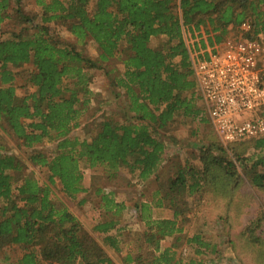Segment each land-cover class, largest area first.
<instances>
[{
	"label": "trees",
	"instance_id": "trees-1",
	"mask_svg": "<svg viewBox=\"0 0 264 264\" xmlns=\"http://www.w3.org/2000/svg\"><path fill=\"white\" fill-rule=\"evenodd\" d=\"M33 1L38 11L28 15L19 8L21 0H0V22L24 26L0 39V129L23 151L30 169L45 173V180L28 173L0 144V264H115L104 245L120 253L117 237L130 232L115 219L124 206L114 193L92 187L97 210L107 220H98L89 231L56 200L54 188L59 182L61 193L74 200L89 194L84 170L102 169L113 181L124 168L139 182L157 179L158 186L151 203L135 208L146 230L132 233L129 240L124 235L128 248L120 256L122 264H205V257L219 259L214 244L184 234L189 200H220L229 215L236 206L233 201L247 196L241 192L245 183L240 170L254 189L264 192V138L229 147L238 170L200 106L190 53L245 22L252 25L253 37L264 33V0ZM12 7L10 14H2ZM56 24L67 29L74 45L64 47L53 36ZM87 42L97 48L94 60L77 50ZM27 66L20 88L33 91L19 96L20 74L12 69ZM91 70L101 71L120 92L115 94L123 102L118 122L103 116L82 124L92 109ZM195 122L206 128L204 144L197 147L200 165L173 158V173L159 180L169 143L179 146L174 131ZM80 128L87 137L72 139ZM248 201L251 208L250 196ZM89 202L82 199L80 205ZM152 208L168 210L171 218L152 219ZM244 208L236 216L247 215ZM229 219L220 218L226 226ZM263 227L264 213L259 212L240 233L242 248L254 264H264ZM94 234L103 236L104 245ZM166 239L172 243L162 249ZM182 244L193 249L195 258L177 255Z\"/></svg>",
	"mask_w": 264,
	"mask_h": 264
},
{
	"label": "rangeland",
	"instance_id": "rangeland-1",
	"mask_svg": "<svg viewBox=\"0 0 264 264\" xmlns=\"http://www.w3.org/2000/svg\"><path fill=\"white\" fill-rule=\"evenodd\" d=\"M19 8L28 15H33L36 10L34 7L33 0H21ZM24 27V26H23ZM14 21H8L3 31L0 32V39L9 38V33H17L21 28ZM29 27V26H25ZM8 35H4V34ZM51 33L56 37L62 46H71L75 44V39L70 35L67 29L63 25H54L52 27ZM2 37V38H1ZM158 42L153 41L152 45L157 46ZM77 50L81 51L82 54L89 59H96L98 56L97 48L91 43L87 42L84 45H79ZM117 70H121V65L117 62ZM14 72H18L20 77L17 78V86L19 87L17 93L19 96H23L26 92L30 93L33 90L30 88L21 89L23 85V74L30 70V66L24 67L22 69H12ZM91 77L90 90L94 94L92 98V109H89L82 117V124L85 125L91 120L100 117H112L114 121L118 122L121 119L122 111V100L121 98L116 99L115 94H120L117 89L111 87L110 81L105 78L104 74L98 70H91L88 72ZM201 106V103H200ZM197 132L196 135H192L193 132ZM174 136H176L179 146L175 147L169 143L167 150V157L165 164L158 170L159 180L165 181L166 178L173 173L172 163H174L173 158L178 159L177 161L183 160V158L189 159L192 164L200 165L198 162L199 153L197 152V147H201L202 138L206 134V128L199 125L198 122L188 125H179L174 131ZM72 139H77L83 141L87 136L83 129H77L70 135ZM217 138V136H216ZM218 140V138H217ZM219 143V141H218ZM0 144L4 145L6 151L10 154H14L18 157L28 173L34 172L36 178H41L45 180V173H40V171L35 169H30L26 162V157L23 151H21L15 141L7 136L5 132L0 129ZM221 146V144H219ZM222 147V146H221ZM223 148V147H222ZM226 154L230 157L231 161L236 165L238 170L240 167L233 159L232 154L229 149L225 150ZM170 158V159H169ZM169 159V160H168ZM181 162V161H180ZM171 163V164H170ZM244 178V187H242L241 192L247 194L245 200L238 199L233 201L232 205H235V209H229V215L225 214L226 203L219 201H194L189 200V205L191 212L188 216V222L184 226V234L191 238L194 235H199L203 240L214 244L216 246V251L219 254V259H215L210 262L204 258L205 264H254L252 255L249 254L247 248H242L244 243L241 240V231L248 225L249 221L255 218L259 212L264 213V192H260L254 189L247 177L240 170ZM83 186L89 191L88 195L76 196L74 200H69L60 191V183L55 184V195L58 202L64 204L67 209L77 216V218L83 223L82 225L89 231L99 220L104 222L107 220L106 215L97 210L98 200L91 194L92 187L94 189L101 188L103 190L116 191V197L120 205L124 206V210L121 211L115 219L119 222V228H125V231H121L117 239L119 240L118 248L120 253H117L112 248L105 245L108 254L112 258L115 264H122L120 256L127 253V245L122 241L124 235L126 234V239L129 240L132 233L144 232L146 227L143 222L139 219V213L135 210L141 203H150L154 192L157 189L158 181L155 178H150L145 182H139L135 175H131L128 169H120L118 177L113 181H109L106 177V173L102 169H97L95 171H83ZM93 189V190H94ZM244 197V194L241 195ZM249 196L252 198L253 205L246 207L249 202ZM85 199L90 201L84 205H80V200ZM196 200V199H195ZM97 204V205H96ZM245 205L244 213H248L244 216H236L237 209H240ZM249 205V203H248ZM242 210V209H241ZM152 219H167L171 218V214L168 210H158L157 208H152L150 213ZM222 216H227L229 219V224L226 226L222 224L220 218ZM128 230V231H127ZM264 235V227L260 231ZM113 235H117L113 233ZM98 241L103 243V236L97 235ZM172 240L166 239L162 244L161 248H167L171 245ZM240 246V247H239ZM234 248H236L234 250ZM177 255L188 260L195 258L194 251L190 246L182 244L177 251ZM203 260V257H200ZM213 260L214 257H209Z\"/></svg>",
	"mask_w": 264,
	"mask_h": 264
},
{
	"label": "built area",
	"instance_id": "built-area-1",
	"mask_svg": "<svg viewBox=\"0 0 264 264\" xmlns=\"http://www.w3.org/2000/svg\"><path fill=\"white\" fill-rule=\"evenodd\" d=\"M188 45V44H187ZM201 108L227 150L264 138V33L242 23L190 53Z\"/></svg>",
	"mask_w": 264,
	"mask_h": 264
},
{
	"label": "crops",
	"instance_id": "crops-1",
	"mask_svg": "<svg viewBox=\"0 0 264 264\" xmlns=\"http://www.w3.org/2000/svg\"><path fill=\"white\" fill-rule=\"evenodd\" d=\"M34 2V1H33ZM34 7H35V5H34ZM13 9V7L10 9H8L7 10V12H3L2 14L3 15H8V13L10 14V10H12ZM8 22V20H4L3 22H0V32H2L3 31V29H4V27L6 26V23ZM112 193H114L113 195H114V199H115V201L117 202V203H119V201L117 200V197H116V191H114V190H112L111 191ZM150 203H151V201H150ZM73 214V213H72ZM74 215V214H73ZM76 218H77V216L76 215H74ZM78 219V218H77ZM167 219H170V218H167ZM79 220V219H78ZM80 221V220H79ZM81 222V221H80ZM82 223V222H81ZM83 224V223H82ZM92 229V228H91ZM94 237L97 239V236H96V234H94ZM98 240V239H97ZM100 242V241H99ZM103 245H104V242L102 243ZM104 249L106 250V252H107V254H108V251H107V249H106V247H105V245H104ZM109 255V254H108ZM110 256V255H109Z\"/></svg>",
	"mask_w": 264,
	"mask_h": 264
}]
</instances>
